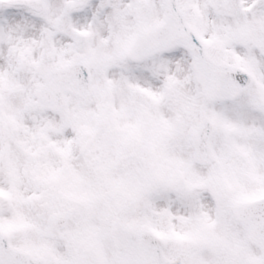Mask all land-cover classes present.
Masks as SVG:
<instances>
[{
    "label": "snow or ice",
    "instance_id": "obj_1",
    "mask_svg": "<svg viewBox=\"0 0 264 264\" xmlns=\"http://www.w3.org/2000/svg\"><path fill=\"white\" fill-rule=\"evenodd\" d=\"M0 264H264V0H0Z\"/></svg>",
    "mask_w": 264,
    "mask_h": 264
}]
</instances>
